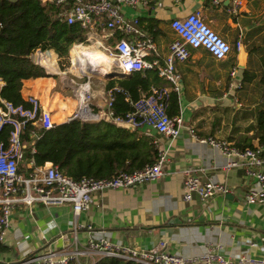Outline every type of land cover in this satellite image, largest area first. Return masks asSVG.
Masks as SVG:
<instances>
[{"label":"crops","instance_id":"crops-1","mask_svg":"<svg viewBox=\"0 0 264 264\" xmlns=\"http://www.w3.org/2000/svg\"><path fill=\"white\" fill-rule=\"evenodd\" d=\"M230 6V0H149L147 6H124L121 11L126 19L137 18L141 33L151 40L152 49L147 50L144 58L147 63H161L168 55L175 38L170 26L173 20L199 12L205 24L231 46V52L224 60L216 61L198 49L184 63L175 65L182 125L238 149L252 147L264 152L256 135L257 112L264 108V0H243L236 14L230 12ZM118 36L109 37L103 25H99L87 34L88 46L71 48L70 66L65 71L59 70L54 53L35 51L30 59L51 77L19 79L10 95L20 103L29 97L37 99L52 112L55 125L70 120L84 95L90 98L88 106L96 116L94 121L110 119L105 85L118 77L93 75L97 71L88 66L76 72V67L89 61L82 55L83 59H73L71 52L81 48L87 50L86 56L90 53L92 59L98 60L104 55L103 59L107 57L111 63L108 70L120 73L110 54ZM238 42L241 47L236 49ZM43 56L53 61V73L45 67L49 60L40 59ZM92 75L97 83L90 81ZM73 78L85 81L77 83ZM160 87L171 88L164 81ZM60 104L66 105L70 113L58 114ZM138 130L157 150L166 153L160 179L133 189L96 195L91 206L76 217L69 205L19 204L11 213L4 243L10 251L0 255V259L16 262L21 258L19 263L28 256L69 248L74 239L84 246L89 240L102 238L134 249L163 244L164 251L183 258L200 257L207 246L220 245L228 259H264V204L245 202V194L257 189L258 184L246 175L244 168H226L229 160L220 150L198 143L185 130L175 139L149 128ZM187 168L203 182L224 185L227 192L206 202H184L182 172Z\"/></svg>","mask_w":264,"mask_h":264},{"label":"built area","instance_id":"built-area-1","mask_svg":"<svg viewBox=\"0 0 264 264\" xmlns=\"http://www.w3.org/2000/svg\"><path fill=\"white\" fill-rule=\"evenodd\" d=\"M60 9V17L68 24H79L87 34L103 25V30L115 40L111 55L115 57L118 70L126 75L145 70L156 69L158 77L170 85L151 88L142 93L140 98L131 104L132 110L125 118H114L111 111L113 97L107 96L108 117L116 124L126 123L134 129L149 128L160 135L177 138L182 130L198 143L216 148L228 158L226 168L243 167L246 175L258 184L257 189H250L245 194L249 205L264 204V152L261 149H238L231 144L214 137H203L190 126H183L181 118L167 114V101L171 92L179 90V76L175 65L184 63L192 51L202 49L214 60L222 61L231 52V46L213 32L203 21L199 12L189 14L183 19L173 20L170 24L175 34L169 45L168 55L162 62H145L147 50L152 49L151 40L139 29L137 18L126 19L122 7H144L149 0H43ZM243 0H230V12L236 14L242 7ZM129 37V38H128ZM135 37L137 38L136 40ZM236 49L241 47L235 44ZM233 75V73H232ZM1 84V81H0ZM0 85V89H1ZM90 98L84 95L80 105L71 114L70 120L94 121L96 116L88 106ZM28 107L13 104L0 98V130L9 126L10 137L6 146L0 144V243H5L10 228V216L19 204L30 206L41 203L50 205H69L74 216L87 210L96 195L108 190H128L138 185L155 182L163 175L167 161L166 153L158 150L157 160L133 172H119L109 178L96 179L85 177L75 181L63 174L51 163L35 166L33 160L27 164L26 177L18 172L23 163L24 150L28 145L21 142L20 135L27 127L45 130L54 127L52 112L41 105L37 99L30 97ZM35 137L36 134L32 131ZM31 152L34 148L31 147ZM183 201L197 199L206 202L212 197L225 194L224 185L203 182L191 168L184 169ZM91 230V227L87 228ZM164 245L151 249L130 248L117 245L105 239L89 240L80 246L76 239L69 248L49 251L34 255L19 264H84L82 258L95 264L103 258H117L137 264H264L263 258L239 256L235 259L225 258L220 245H209L205 253L196 258H183L162 249Z\"/></svg>","mask_w":264,"mask_h":264},{"label":"trees","instance_id":"trees-1","mask_svg":"<svg viewBox=\"0 0 264 264\" xmlns=\"http://www.w3.org/2000/svg\"><path fill=\"white\" fill-rule=\"evenodd\" d=\"M59 14L58 7L43 0H0V81L3 84L0 98L2 100L28 107L27 101L20 103L10 95L15 89L17 80L51 77L30 59L35 51L54 53L57 56L59 70L65 71L70 66L68 56L71 48L74 45L90 44L86 30L79 24H68ZM79 49L81 48H74L71 56L77 55ZM86 53L87 50H83L77 57L83 59L82 56L85 57ZM84 59L89 61L86 62L88 67L100 71L102 76L103 67L100 59H92L89 54ZM43 60H50L47 64H53V61L46 56H43ZM40 62L44 65L41 60ZM75 71L80 72V69L76 67ZM48 72L53 73L49 69ZM244 74L246 76V72ZM162 84L163 80L158 77L156 69L108 80L105 91L111 92L113 97L111 104L113 117L125 118L132 110L131 104L137 101L142 93ZM62 111L64 114L70 113L66 105L60 104L57 113L62 114ZM166 111L171 117L178 115L177 93L169 94ZM10 131L9 126L0 130V144L4 146L8 144ZM32 131L36 134L35 137L31 134ZM256 135L259 144L264 146V108L257 112ZM20 140L28 145L24 150V161L18 170L25 177L27 164L33 160L37 167L44 166L45 163L57 166L63 174L75 181L85 177L109 178L119 172H133L155 163L158 153L152 141L140 135L138 129L129 131L119 127L111 119L97 121L72 119L54 125L48 130L27 127L22 131ZM31 147L34 148L33 153ZM9 251L10 248L0 243V255ZM31 257L28 256L24 261ZM0 264L19 263L0 259ZM95 264L137 263L117 258H103Z\"/></svg>","mask_w":264,"mask_h":264},{"label":"rangeland","instance_id":"rangeland-1","mask_svg":"<svg viewBox=\"0 0 264 264\" xmlns=\"http://www.w3.org/2000/svg\"><path fill=\"white\" fill-rule=\"evenodd\" d=\"M82 50H84V49H79V51H78L77 55H75V57L78 56V54H79ZM89 52L92 53V52H94V51H89ZM92 54H94V53H92ZM89 55H90V53H89ZM75 57H73V58L75 59ZM85 58H86V56H85ZM103 58H104V55H103V56H100L99 59L101 60L100 63L102 64V67H103V70H104V68H105V67H104V62H105V60L108 59V58H107V57H106L105 59H103ZM40 59L43 60V57H41ZM49 62H50V60H49ZM85 62H86V61H85ZM86 66H87V65H86ZM46 67H48L49 70H51L52 72H54V68H55V65H54V64L49 65V64L46 63ZM89 67H90V66H89ZM80 70H81V69H80ZM82 70H83V69H82ZM83 71H84V70H83ZM96 71H97V70H96ZM99 72H100V71H99ZM83 74H85V73H83ZM91 74H93V73H91ZM86 75H90V74H86ZM93 75H97V76H99V77H102L101 75L98 74V72H97L96 74H93ZM93 75L90 77V78H91L90 81L95 82L94 79H93V78H95V76H93ZM102 75H103V74H102ZM73 79H75V78H73ZM75 80H76L77 83H81V82H84V81H85V80H78V81H77V79H75ZM95 83H97V82H95ZM20 260H22V259H21V258H18L16 262H18V261H20ZM81 260H82V261L84 260V261H83L84 264H89V263H90V260H88V259L82 258ZM85 260H87V261L85 262Z\"/></svg>","mask_w":264,"mask_h":264},{"label":"water","instance_id":"water-1","mask_svg":"<svg viewBox=\"0 0 264 264\" xmlns=\"http://www.w3.org/2000/svg\"><path fill=\"white\" fill-rule=\"evenodd\" d=\"M104 75H105V78H107V79H112L114 77L127 76L126 74H123L121 72L117 73V72H113V71L108 70V69L105 71ZM118 126L122 127V128H125V129H127L129 131H134L135 130L133 126H131L130 124H126V123H119Z\"/></svg>","mask_w":264,"mask_h":264},{"label":"bare ground","instance_id":"bare-ground-1","mask_svg":"<svg viewBox=\"0 0 264 264\" xmlns=\"http://www.w3.org/2000/svg\"><path fill=\"white\" fill-rule=\"evenodd\" d=\"M74 59V58H73ZM42 61H44V60H42ZM112 61V60H111ZM45 63V62H44ZM109 64L111 65V63H110V60L109 59H106L105 60V62H104V70H103V74L105 73V71L108 69L107 67L109 66ZM113 64V63H112ZM45 66H46V63H45ZM85 64L83 63V65H82V67H80L79 69H84L85 68ZM110 67H112V66H110ZM48 68V67H47ZM49 69V68H48ZM110 70V69H109ZM83 75V74H82ZM84 75H86V74H84ZM97 76V75H96ZM103 76V75H102Z\"/></svg>","mask_w":264,"mask_h":264}]
</instances>
